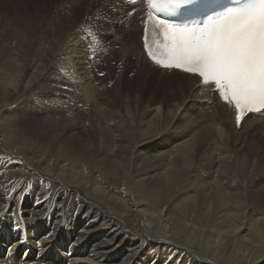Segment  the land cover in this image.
<instances>
[{
    "label": "bare ground",
    "instance_id": "bare-ground-1",
    "mask_svg": "<svg viewBox=\"0 0 264 264\" xmlns=\"http://www.w3.org/2000/svg\"><path fill=\"white\" fill-rule=\"evenodd\" d=\"M18 1L22 5L40 4L34 0ZM144 1L131 4L129 0H52L46 5L48 16L38 29L37 39L33 36L37 45L34 60L30 62L33 68L43 60L46 63L43 68L38 67L28 88L33 93L42 89L51 93L47 105L41 101L26 106L27 97L20 94L10 102L13 103L10 108H22L6 112L5 99L9 93L4 83L7 80L3 82L4 77L0 78L3 104L0 106V264H264L263 222L256 225L255 221L259 213L255 206L259 203L253 205L257 198L253 195H248V201L245 198V191L264 190V163L247 176L245 188L237 182L245 178L246 164L253 167L258 163L256 153L252 149L247 152L246 148L252 147L257 135L264 140V115L249 114L242 127L237 128L232 110L219 101L212 88L200 86L195 78L154 67L145 55L143 40L140 41L142 27H136L144 12ZM91 15L95 19L93 25L100 31L98 36L103 35L99 38L102 43H93L100 45L95 53L100 51L103 63L108 64L105 75L101 67L94 76L91 74L103 95L113 80L117 85L118 79L128 77L136 89L137 83L154 86L167 98L164 104L153 92L150 94L151 101L135 117L140 124L137 134L134 128L119 124L114 116L103 115L100 109L84 111L88 116L83 114L79 120L78 116L71 118L85 105L87 92L84 95V91L91 82L84 83V78L95 62L86 60L85 68L75 67L70 71L64 63L66 57L77 60L82 38L94 40L88 30H83ZM70 28L73 29L66 31ZM18 34L11 31L6 34L7 52L15 41H21ZM87 53H94V49ZM7 56L5 53L0 61ZM30 63L26 75L31 72ZM6 67L8 71L17 69L15 63ZM106 73L112 74L109 77ZM1 74L9 76L5 71H0ZM66 103L70 106H65ZM158 104H163L162 116L157 112ZM49 119L53 123L58 119L56 125L61 122L63 126L50 125ZM157 125L160 128L155 129ZM12 161L16 162L15 168L10 165ZM119 172L124 173V189L116 190L111 182L115 179L117 182ZM35 174L55 192L62 189L57 202L67 205L69 201V206L75 195L77 214L84 213L85 220L60 218L50 226L55 213L52 201L46 213L47 199L42 196L46 188L34 185L30 189L37 188L30 191L29 199L19 204L17 194L9 189L10 181L16 175ZM127 187L131 188L128 194ZM163 190L174 196L175 202L159 208ZM262 199L259 205L264 209V191ZM189 202L196 211H202L203 204L208 202L214 216L226 210L229 203L234 208L229 209L234 220L227 222V227L216 228L213 237L210 234L205 241L204 230H194L199 229L198 222L184 221L179 217L182 212L175 210L177 204L182 210L189 209L186 206ZM244 204H248L247 210ZM129 210H134L143 222V230H135L137 234L127 231L125 219ZM242 210L245 219L238 220L236 217ZM263 218L259 217L258 221ZM194 219L200 220L199 214ZM156 221L157 229H153ZM252 224L256 225V238L251 235ZM185 232L188 235L183 239L181 234ZM58 239L69 243L68 255L64 248L55 249Z\"/></svg>",
    "mask_w": 264,
    "mask_h": 264
},
{
    "label": "snow or ice",
    "instance_id": "snow-or-ice-1",
    "mask_svg": "<svg viewBox=\"0 0 264 264\" xmlns=\"http://www.w3.org/2000/svg\"><path fill=\"white\" fill-rule=\"evenodd\" d=\"M145 5L143 50L154 67L212 88L232 110L237 128L249 114L264 115V0H234L231 6L219 0H145ZM97 42L102 43L98 36L90 39Z\"/></svg>",
    "mask_w": 264,
    "mask_h": 264
},
{
    "label": "rangeland",
    "instance_id": "rangeland-1",
    "mask_svg": "<svg viewBox=\"0 0 264 264\" xmlns=\"http://www.w3.org/2000/svg\"><path fill=\"white\" fill-rule=\"evenodd\" d=\"M35 2L37 3H40L39 5L35 4V3H28V4H24L22 5L20 1L18 0H0V58L5 55V53H7V57L6 59H4V61H0V71H5L7 74H9V76H5L4 74H1L0 75V78L3 79V82L6 81L4 83L5 86V89L7 88L8 90V93H9V96L7 99H5V102L8 103V105H6V112H11V111H15L16 108H22V107H15V108H10L11 106H13V103H10L12 101H14L18 95H24L26 96V106L27 105H30V104H34V103H38V102H41L43 101L42 103L46 104V100L48 99V101H50V96H51V93H49L48 91L46 90H37L35 91L34 93L32 92V90H30L28 88L32 86L33 84V80L32 78H35L38 71H39V68H43L45 66V63H46V60L43 62H41L42 64H36V69H35V66L33 68V64H31L30 62H32L34 60V58H32L33 56V53L35 54L34 50L36 49V42L33 41V39H35L34 37H36L37 39V36H38V33H39V27L43 24L44 20L46 19V17L48 16V11H45V8H46V5L49 4L52 0H34ZM43 2V3H42ZM91 19L89 20L88 24L84 27L83 30H88V32L94 36V37H97L98 36V30H96V25H93L92 22L95 21L94 17L91 15L90 17ZM86 21V19H84ZM32 21V23H31ZM31 23V24H30ZM13 25V26H12ZM6 26H8L9 28H7ZM15 26V27H14ZM88 26V27H87ZM12 28H14L16 31L19 32H16L14 29L12 31ZM99 28V27H98ZM97 28V29H98ZM18 29V30H17ZM73 28H70L66 31H70L72 30ZM9 30V31H7ZM21 30V31H20ZM59 30V29H58ZM12 32V33H17L18 36L20 37L19 41L21 42H18V41H15V44L13 45V48H10V52H7L6 51V46L5 44L7 45V36L6 34L9 33V32ZM85 32V31H84ZM25 33V34H24ZM22 35V36H21ZM27 36V37H25ZM34 36V37H33ZM6 37V38H5ZM80 37H82V35H80ZM103 35H100L98 36V38H102ZM5 38V39H4ZM95 39V38H94ZM5 40V42H3ZM25 40V42L23 41ZM18 42V43H17ZM20 43V45H19ZM34 43V44H32ZM88 43V44H87ZM93 44V43H92ZM104 44V43H103ZM3 47H2V46ZM16 45V46H15ZM19 45V46H18ZM81 46V49H80V53L77 57V60L73 59V58H70V57H66L65 58V63H64V66L67 68V70H74V68H78L81 67V68H85L87 63H86V60L88 61H91V62H95V63H92V66H90V71L88 70V75L84 78V83L88 82V80L91 82V84L85 89L84 91V95H85V92H87V97L85 98V105L83 107H80V111L78 113V115H75L72 116L71 118L75 119L76 116H78V120L79 118L81 119L83 117V114L84 116H88L87 114H85V112H88V111H95V110H99L103 115H112L114 116V119L119 122V124H121L122 126H126V127H130L131 129L134 128V131H135V134H137V130L139 129L140 127V124L135 120V117L137 116V114L139 113L140 111V108L147 105L149 103V101H151V95L152 92L154 93V96L155 97H159L162 102H164V104L167 103V98L165 96H163V94H161V92L157 89V88H153L154 86H144V85H141L140 83H137V89L135 87V83H131V80L130 81V78L127 77L126 80H123V78H120L118 79L119 80V83H117L116 85V82H114V80L112 81L111 85L109 87H107L108 89H106V95H103L101 89L99 88V86L97 85V83H95L94 81V75L95 72L98 73L99 70H100V67L102 68L103 70V73L105 75V71H106V68L108 67V64L105 62L103 63V59L104 57H100L98 53H101L100 51L96 52L95 53V49L98 50V48H100V45H94V47H91V43L89 42V40H85L84 38H82L80 41H79V44ZM105 45V44H104ZM55 46V43L54 45H52V48ZM106 46V45H105ZM18 47V48H17ZM88 47V48H87ZM4 48V49H3ZM52 48H51V51H49L50 53L52 52ZM108 47L106 46L105 49H107ZM8 49V48H7ZM16 49V50H15ZM54 49V48H53ZM85 49V50H84ZM91 49H94V53H91V54H88L87 52L90 51ZM32 50V51H31ZM29 52V53H28ZM48 54V53H47ZM19 55V56H18ZM97 55V56H96ZM24 56V57H23ZM22 57V58H21ZM31 57V58H30ZM11 58V59H10ZM25 58V59H24ZM14 59V60H13ZM18 59V61H17ZM102 59V61H101ZM7 60V61H6ZM24 60V61H23ZM29 60V61H28ZM32 60V61H31ZM74 62H73V61ZM99 60V61H98ZM70 61V62H69ZM15 63V68L16 69L15 72L14 70H11L7 69L6 66H9V64L11 65V67H13V64ZM69 62V63H68ZM80 62V63H79ZM30 63V66L32 67V69H30V73H33V74H28L26 75V67L27 65ZM63 63V62H62ZM72 63V64H71ZM84 63V65H82ZM98 63V64H97ZM22 64V65H21ZM24 64V65H23ZM99 65V66H98ZM101 65V66H100ZM103 65V67H102ZM23 67V70L20 69L21 67ZM25 66V67H24ZM43 66V67H42ZM95 66V67H94ZM39 67V68H38ZM70 67V68H69ZM105 67V68H104ZM73 68V69H72ZM96 70H95V69ZM37 71H35V70ZM38 69V70H37ZM21 70V71H20ZM94 70V72H93ZM11 71V72H10ZM10 72V73H9ZM47 72V75L46 77L49 76L48 74V70L46 71ZM90 72V73H89ZM17 74V77L16 75ZM22 74V75H21ZM24 74V75H23ZM93 76H92V75ZM112 74V73H111ZM111 74H108L106 73V76H111ZM131 75V73H130ZM29 76V77H28ZM83 76V75H82ZM92 76V78H91ZM9 77V78H8ZM17 80H16V78ZM32 77V78H31ZM20 78V79H19ZM88 78V79H87ZM91 78V79H90ZM132 78V77H131ZM16 81H15V80ZM29 79V80H28ZM11 80V81H10ZM29 82H28V81ZM9 81V82H8ZM26 81V82H25ZM11 83H13L14 87L11 85H9ZM19 82V83H17ZM28 82V84H31V85H28L26 84ZM32 82V83H31ZM19 87H17L16 86ZM21 84V85H20ZM53 83H51L50 85L52 86ZM140 84V85H139ZM8 85V86H7ZM141 86V87H139ZM12 88V89H11ZM24 88V89H23ZM26 89V91H25ZM140 89V90H138ZM14 91V92H13ZM46 93H45V92ZM23 92V93H22ZM37 93V94H36ZM30 94V95H29ZM34 94V95H33ZM122 95V96H121ZM128 96V97H127ZM37 97V98H36ZM40 100H39V98ZM36 98V99H35ZM44 99V100H43ZM1 95H0V106L3 105L2 104V101H1ZM125 100V101H124ZM127 100V101H126ZM28 101V102H27ZM37 101V102H36ZM47 101V102H48ZM33 102V103H32ZM109 106H108V104ZM128 103V104H126ZM10 104V105H9ZM112 104V105H110ZM129 105V106H128ZM160 106V109L157 110L158 114L159 115H163V104H158ZM65 106H70V104L66 103ZM153 107V106H152ZM109 110V111H108ZM116 110V111H115ZM85 111V112H84ZM107 111V112H106ZM105 112V113H104ZM82 115V116H81ZM81 116V117H80ZM107 118H109V116H106ZM71 118H68L71 120ZM50 122L52 121V119H49ZM58 119H56V123ZM88 123H90L89 121H87ZM56 123L53 121L50 123L51 124H54L55 126H58L59 128H61L63 125H61L59 122V124L56 125ZM161 124V127H163V123H160ZM160 128V126H156L155 129H158ZM249 137V136H248ZM247 137V138H248ZM259 138V139H258ZM160 142H163V141H158V143ZM257 142V143H256ZM171 145V144H170ZM261 146V147H260ZM263 146V147H262ZM250 147V146H249ZM248 147V148H249ZM260 148V149H258ZM253 150V153H256V157L258 159V163L256 162L255 163V166H250L249 164H246L245 167H244V171H245V178H240L241 180H243L242 182H240V180H238L237 182H239L241 185V187H244L246 186V182H247V176L250 175V173L254 170V167L257 168V167H260V164L263 165L264 163V140H262L260 138V135L258 137V135L256 136L255 138V141H254V144L252 145L251 148H249L247 150L246 148V151H250V150ZM258 149V150H257ZM260 150V151H259ZM256 151V152H255ZM142 152H145L144 150H142ZM141 154H144L142 153ZM205 155V154H204ZM260 155V156H258ZM197 158V156H194L193 155V158ZM259 157V158H258ZM263 157V158H262ZM262 158V159H261ZM0 159H1V155H0ZM5 160H7L9 162V159L8 158H5ZM203 160V158H202ZM7 162V163H8ZM16 162L12 161L10 162V165L14 167ZM262 167V166H261ZM263 168H264V165H263ZM121 174V175H120ZM124 173L123 172H119L118 174V179H117V182L114 180V182H111V184L114 185L115 189L118 190V189H124L123 187V181L124 178ZM242 176V175H240ZM32 178V179H31ZM11 179V178H10ZM46 180V179H45ZM44 180V181H45ZM120 181V182H119ZM116 183V184H115ZM120 183V184H119ZM31 184V185H34V186H37V187H41V188H46L45 191H49V194L44 193L42 194V196L47 199V210H46V213L48 211V208H49V205H50V201H52V205L55 209V213H54V218L53 220L51 221V224L50 226H52V222L60 219V218H65V219H68L70 221H74V222H81L83 220H85L84 217H82V215L84 213H80V214H77V209L75 208L76 206V197L75 195H73L71 197V200H70V205L68 206L69 204V201H67V205H64V203L58 201L57 202V199L59 197H61L59 194L62 192V189L59 188L56 190V192L54 190L51 189V185L49 184V186L47 187L46 186V183L44 182V184L41 182V178H39V176L37 174L35 175H32L31 177H22L20 175H16L15 178H13L10 183H9V189L10 191H12V194H17V198L19 199V204L22 203L24 200H28L29 197H30V191H32L33 189L37 188H32L30 189L28 187V185ZM42 184V185H41ZM40 185V186H38ZM245 185V186H244ZM121 186V187H120ZM14 189V190H13ZM28 189H30L28 192H26ZM59 190V191H58ZM125 192L126 194H128V192H130L131 188H125ZM259 190V191H258ZM258 190H255V191H245V198L247 199L248 201V195L249 196H254V197H257L255 198L256 200L254 201L253 205L255 206L257 203L260 204L261 200H263V189L261 188H258ZM260 190H262L260 192ZM8 191V193L10 192ZM58 191V192H57ZM138 189L136 187L135 189V192H137ZM165 190L162 191V196H165V197H162L161 194H160V203H159V208H161L163 205L165 206H169L168 205V202L171 204V203H174L175 202V197L172 195H167V192L165 194L164 192ZM25 192V193H24ZM249 192V194H248ZM253 193H257L256 194H253ZM259 193V194H258ZM165 194V195H164ZM261 194V197L259 196ZM20 195V196H18ZM259 196V198H258ZM64 197V196H63ZM162 197V198H161ZM170 198V199H169ZM162 199H165L163 200L164 202H167L166 204L162 201ZM173 199V200H172ZM259 199V200H257ZM168 200V201H167ZM171 200V202H170ZM164 203V204H163ZM207 204H203L205 206H203L202 208V211H204L203 213H200L202 211H196L194 209V206H192V202H189L188 204H186L187 207H189V209L187 208V210H182L181 208V205L177 206L175 205V210L179 211L181 214L179 215V217L181 219H184V221H188L189 219L190 220H193V221H196L198 222V224L201 226H198L199 229H194L195 231H199L200 232H205V236H204V239L205 241H207L209 238V235L211 234L212 237L214 235L213 232H215V230H217L216 228L220 229V228H224V227H227L228 226V223H232L233 222V216H231V211L232 210H229V209H233L234 208L232 206H230V204L228 205L227 204V208L226 210L223 209L222 211H220L217 215H213V211H211V209H213V207H211L208 202H206ZM248 203V202H246ZM190 204V205H189ZM257 204L255 207H256V212H259L258 215H257V221L256 222V225L259 224L261 222V224H263V227H264V216H260L261 214H263V212H260V211H264V209L259 205ZM210 207H209V206ZM245 205V204H244ZM247 205H245V209L247 210ZM259 205V206H258ZM185 206V207H186ZM193 207V208H192ZM207 209L205 210L204 209ZM178 208V209H177ZM181 210H180V209ZM211 208V209H209ZM259 208V209H258ZM2 209V205H0V210ZM191 209V210H190ZM262 209V210H261ZM189 210V212H188ZM207 210H208V213H207ZM260 210V211H259ZM185 211V213H184ZM192 211V212H191ZM229 211V212H228ZM195 212V214H194ZM255 212V215L257 214ZM194 214V215H193ZM199 214V218L200 220H195L194 218ZM207 214V215H206ZM226 214V216L224 217V215ZM229 214V215H228ZM135 215V216H133ZM202 215V216H200ZM220 215L222 216V219L220 217ZM228 215V216H227ZM264 215V214H263ZM137 216V217H136ZM193 216V217H192ZM208 216V217H207ZM211 216V217H209ZM214 216V217H212ZM260 218H263L261 220L258 221L259 217ZM129 217V218H128ZM189 217V218H188ZM220 217V218H219ZM214 218V219H213ZM238 220H244L245 219V212L242 210V212L240 213V215L238 214L237 217H236ZM134 219V220H133ZM138 219V220H137ZM210 219V220H209ZM213 219V220H212ZM129 220V221H128ZM140 220V221H139ZM209 220V221H208ZM215 220H217L215 222ZM222 220V222H221ZM125 222L127 227V231L132 233V234H137V231L138 232H141L143 229V222L141 221L140 217L138 215H136L135 211L133 210H129V213H128V216H126V219H125ZM183 221V223H184ZM208 221V222H207ZM219 222V223H218ZM228 222V223H227ZM223 225H222V224ZM226 226H224V224H226ZM254 223V222H253ZM208 224V225H207ZM216 224V225H215ZM214 225V226H213ZM256 225L253 226L252 224V233L251 235H253L254 237L256 236ZM134 226V227H133ZM132 227V229H131ZM137 227V229H136ZM141 227V229H140ZM255 228V229H254ZM153 229H157V221L156 223L154 224L153 226ZM133 232H131V231ZM137 230V231H135ZM213 231V232H212ZM212 232V233H211ZM188 235V233H184V234H181V237L184 239L186 238V236ZM208 235V236H207ZM62 237V236H61ZM206 237V238H205ZM211 237V238H212ZM256 238V237H255ZM251 239V238H250ZM252 242H255L253 239H251ZM245 244V243H244ZM68 245L69 243L67 242H61L59 239L56 241V243L54 244V247L55 249H57L58 251L61 250V248H64L66 249L67 251H65V255H68ZM247 245V244H245ZM248 247V245H247ZM31 248L33 249L34 247L31 246ZM225 263V262H224ZM17 264H24V263H17ZM243 264V263H242Z\"/></svg>",
    "mask_w": 264,
    "mask_h": 264
}]
</instances>
